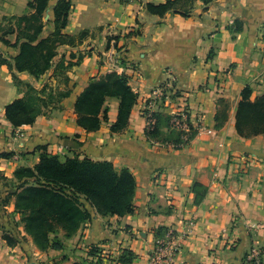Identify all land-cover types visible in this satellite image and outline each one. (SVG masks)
Here are the masks:
<instances>
[{
	"label": "crops",
	"instance_id": "0c3cea01",
	"mask_svg": "<svg viewBox=\"0 0 264 264\" xmlns=\"http://www.w3.org/2000/svg\"><path fill=\"white\" fill-rule=\"evenodd\" d=\"M31 1L0 0V27L5 17L29 13ZM57 1L51 0L46 11L44 36L54 30ZM166 1L72 0L63 33L88 34L77 46H61L53 68L62 59L83 58L68 72L70 95L62 108L32 125L15 128L7 120L5 107L23 93L9 68L0 66V153H14L0 159L1 175L16 181V169L34 167L38 147L46 146L63 158L110 161L119 171L128 168L137 181L134 214L104 217L85 201L94 217L70 238L60 233L61 250L41 251L11 203L8 213H0V264L95 262L92 246L102 251L100 264H122L117 258L125 249L136 254L131 264H145L155 242L169 230L182 239L174 264H244L253 246L262 250L264 264V135L244 138L236 130L243 89L251 87L252 99L264 94V0H194L187 13L164 16L146 8ZM118 36V42L109 41ZM7 39L15 43L17 34ZM17 53L0 42V55ZM53 68L39 80L21 76L40 84ZM113 71L125 74L138 94L129 125L112 133L119 100L109 98V120L87 132L77 124L75 102L92 78ZM166 84L188 96L196 134L182 149L154 145L146 135L142 110L153 89ZM220 99L229 102L230 110L217 128ZM4 231L19 243L9 246Z\"/></svg>",
	"mask_w": 264,
	"mask_h": 264
},
{
	"label": "trees",
	"instance_id": "16d2710c",
	"mask_svg": "<svg viewBox=\"0 0 264 264\" xmlns=\"http://www.w3.org/2000/svg\"><path fill=\"white\" fill-rule=\"evenodd\" d=\"M50 1L32 0L29 3V13L4 18L7 24L0 27V41L19 48L18 55L12 59L14 64L0 58V65L8 66L16 86L23 92L21 98L5 107L6 118L15 128L34 124L54 102L61 103L70 95L65 92L54 96L50 91L46 96L47 87L38 90L32 84H24L16 72L28 73L39 79L53 67L60 46H77L88 34L87 31L78 35L63 33L73 2L58 0L53 9L54 30L44 36L45 15ZM193 3L194 0H167L159 5L147 4L146 8L152 14L164 16L170 12L187 13ZM236 30H241V27ZM137 33L131 32L123 37ZM11 34H17L15 43L7 39ZM119 38L120 36L110 37L109 41L115 39L118 42ZM252 95L251 87L246 86L236 111V130L244 138L264 135V94L254 99ZM109 98L119 100L118 117L110 129L112 133L124 131L138 102V94L125 74L114 71L99 78H92L78 96L75 102L77 124L87 132L100 130L103 123L109 120V109L106 105ZM229 110V102L220 99L216 114L217 128L227 121ZM156 117V125L146 131L148 139L160 143L181 144L183 141L180 132L173 129L169 134L164 132L165 129H171L172 116L158 113ZM195 134L196 131L192 127L191 138ZM37 150L40 151L39 162L34 167L21 166L14 173L18 182V191L14 196L15 207L22 216L25 232L32 237L34 244L41 251L63 249V243L58 236L60 231H63L64 237L70 238L79 231L82 224L92 220L94 215L83 206L82 198L104 217H122L135 213L137 181L128 168L119 171L110 161H94L88 157L63 158L61 155L50 153L46 146H40ZM13 155L14 153H1L0 159L11 158ZM3 238L9 246L19 243L18 237L7 231L4 232ZM89 254L96 258L95 262L86 259L73 264H100L102 251L97 246H92ZM135 259L136 254L125 249L117 261L131 264Z\"/></svg>",
	"mask_w": 264,
	"mask_h": 264
},
{
	"label": "built area",
	"instance_id": "2783aa9c",
	"mask_svg": "<svg viewBox=\"0 0 264 264\" xmlns=\"http://www.w3.org/2000/svg\"><path fill=\"white\" fill-rule=\"evenodd\" d=\"M158 113L172 116L171 129H176L181 133L183 142L179 145L171 144L170 146L175 149H182L187 146L191 141L193 127L190 120L188 96L185 93L178 92L173 85L167 84L156 87L142 110V116L146 120V131L153 129L156 125V115ZM181 250V237L173 230H169L164 237L155 242L145 264H174ZM262 259V250L257 246H253L247 253L244 264H262Z\"/></svg>",
	"mask_w": 264,
	"mask_h": 264
},
{
	"label": "rangeland",
	"instance_id": "374dc122",
	"mask_svg": "<svg viewBox=\"0 0 264 264\" xmlns=\"http://www.w3.org/2000/svg\"><path fill=\"white\" fill-rule=\"evenodd\" d=\"M12 17H15V16H10V17H5V18H12ZM5 23L4 24H7L6 21H4ZM1 36V35H0ZM1 43H3L2 41H0ZM4 44V43H3ZM6 45V44H5ZM8 46V45H7ZM61 47V46H60ZM59 47V48H60ZM74 47V46H72ZM18 49V53H19V48L18 47H15ZM59 48H58V51H59ZM17 53V55H18ZM16 55V56H17ZM16 56H9V57H6V56H3V55H0V58H3V59H6L10 62H12L14 64V61L12 60L13 58H15ZM81 59L83 58L82 54L80 55ZM80 57L79 58H75L76 60L73 61L72 59L71 60H66V59H62L61 62H59L54 68V72L53 74H51V76L48 78V80L45 82L44 80L39 84L37 83H31L29 80L27 79H23L21 74H24V73H18L16 72L18 78L24 83V84H32L36 89L38 90H43L45 89V87H47V93H46V96L48 95V92L52 91L54 96H58L60 94H64L65 92H69L67 91V87H68V84H69V73L70 70L75 66V65H78L79 62H80ZM73 58V57H71ZM59 65V66H58ZM2 66V65H0ZM7 66V65H6ZM53 66H54V61H53ZM58 66V67H57ZM8 67V66H7ZM51 68V69H52ZM10 70V69H9ZM11 72V71H10ZM48 73V72H47ZM46 73V74H47ZM110 73V72H108ZM12 74V72H11ZM25 74H28V73H25ZM46 74H44L43 76H41L40 78L44 77ZM30 75V74H28ZM104 76V75H103ZM34 77V76H32ZM13 78V77H12ZM35 78V77H34ZM39 78V79H40ZM36 80H39L38 78H35ZM13 83L14 85L15 82H14V79H13ZM167 85V84H166ZM17 87V86H16ZM174 87V86H173ZM18 88V87H17ZM19 92L20 93H23L19 88H18ZM180 92V91H178ZM70 93V92H69ZM48 98V97H46ZM151 98V97H150ZM149 98V99H150ZM148 99V100H149ZM65 100V99H64ZM63 100V101H64ZM61 103L59 102H54L52 104V107L47 109L46 110V113L44 114V116H47V117H50L55 110H58L60 108H62V102ZM56 105V107H54ZM42 116V115H41ZM177 132H179L178 130L176 129H173ZM170 131H172V129H165L164 132L165 133H170ZM194 138V137H193ZM191 138V140L193 139ZM152 142V141H151ZM154 145H157V146H164V147H167V148H172V149H175L174 147L170 146L171 144H174V143H160V142H152ZM159 143V144H158ZM176 145V144H174ZM2 153H11V152H8V151H4ZM1 154V153H0ZM17 185H18V182L17 180L14 181H9L8 178L4 177L3 175L0 174V213H8V209L6 207L10 206L11 203H14V205L16 204V197L14 196V193H16L18 191L17 189ZM85 199L82 198V204L85 208L86 207V203H85ZM88 209V208H87ZM14 212L15 213H18L20 214L16 207L14 209ZM21 216V214H20ZM22 217V216H21ZM21 220V219H20ZM5 232V231H4ZM60 233H63V231H60ZM59 233V234H60ZM64 235V234H63ZM60 238V237H59ZM61 240V239H60Z\"/></svg>",
	"mask_w": 264,
	"mask_h": 264
}]
</instances>
